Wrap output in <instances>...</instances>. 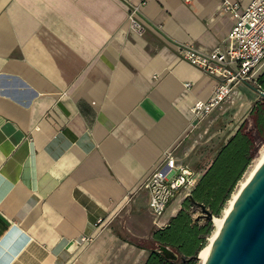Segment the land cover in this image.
<instances>
[{"label": "crops", "instance_id": "obj_1", "mask_svg": "<svg viewBox=\"0 0 264 264\" xmlns=\"http://www.w3.org/2000/svg\"><path fill=\"white\" fill-rule=\"evenodd\" d=\"M137 2L0 0V264L150 255L143 238L160 227L141 184L168 149L189 161L215 109L194 116L215 81L176 46L223 45L234 19L223 0H147L139 33Z\"/></svg>", "mask_w": 264, "mask_h": 264}, {"label": "built area", "instance_id": "obj_2", "mask_svg": "<svg viewBox=\"0 0 264 264\" xmlns=\"http://www.w3.org/2000/svg\"><path fill=\"white\" fill-rule=\"evenodd\" d=\"M147 0H139L128 11V21L136 32L144 26L137 13ZM223 9L234 19L223 45L201 49L190 42L176 46V53L201 69L215 81L210 97L192 105L196 118H203L222 102L239 92L241 84L255 80L254 72L264 67V0H250L241 6L237 1L223 0ZM189 86V83L185 84ZM185 160L178 159L173 149L166 150L141 184L148 193V208L156 227L165 223L160 217L178 196L186 199L199 181L200 172ZM83 241L89 240L81 236Z\"/></svg>", "mask_w": 264, "mask_h": 264}, {"label": "trees", "instance_id": "obj_3", "mask_svg": "<svg viewBox=\"0 0 264 264\" xmlns=\"http://www.w3.org/2000/svg\"><path fill=\"white\" fill-rule=\"evenodd\" d=\"M257 83L264 88V72L258 75ZM263 90V89H261ZM257 131L264 130V115H259L255 122ZM250 132H243L241 126L235 134L227 140L220 149L208 170L202 175L191 191L197 202L204 203L213 214L220 215L233 187L241 177L249 162L248 152L251 146ZM184 206L171 217L169 222L152 233L156 243L171 246L182 258L188 260H170L155 249H150V255L144 264H195L197 259L192 258L206 244L213 226L210 221L198 225L193 221L189 206L193 202L186 198ZM182 202V203H183Z\"/></svg>", "mask_w": 264, "mask_h": 264}, {"label": "water", "instance_id": "obj_4", "mask_svg": "<svg viewBox=\"0 0 264 264\" xmlns=\"http://www.w3.org/2000/svg\"><path fill=\"white\" fill-rule=\"evenodd\" d=\"M253 88L264 97V90ZM187 198L207 221L212 220L214 214L204 203L192 194ZM155 250L170 260L179 257L165 244L157 243ZM202 264H264V160L240 190Z\"/></svg>", "mask_w": 264, "mask_h": 264}, {"label": "rangeland", "instance_id": "obj_5", "mask_svg": "<svg viewBox=\"0 0 264 264\" xmlns=\"http://www.w3.org/2000/svg\"><path fill=\"white\" fill-rule=\"evenodd\" d=\"M253 87L264 90V88L257 83V78L253 81L251 80L248 84L240 85L238 90L239 93L233 94L229 99L222 102L205 118L204 126L200 130L201 133L197 134L196 138H193V149L188 159L190 165L199 170L200 178L208 170L223 145L235 134L240 126L243 132H250L252 143L247 156L249 157L250 155L251 159H249L241 177L235 183L232 192L235 190L239 180L242 179L253 163L260 147L264 146V130L257 131L255 127V122H257L259 115H264V97ZM180 199L181 197L178 196L172 201V204L178 206L177 204L180 203ZM184 202L186 201L184 200ZM184 202L181 208L184 206ZM188 210L191 217L194 219L193 221L197 222L198 225L208 222L195 206H189ZM164 213L160 217L161 221L164 219ZM210 222L213 226L212 220H210ZM205 239L207 243L208 238ZM143 243L149 250L157 248V243L152 238L149 239L144 237ZM170 248L173 249L171 246ZM173 250L175 251V249ZM178 256L177 260H180L181 257L179 254ZM195 264H200L199 258H197Z\"/></svg>", "mask_w": 264, "mask_h": 264}, {"label": "bare ground", "instance_id": "obj_6", "mask_svg": "<svg viewBox=\"0 0 264 264\" xmlns=\"http://www.w3.org/2000/svg\"><path fill=\"white\" fill-rule=\"evenodd\" d=\"M264 160V146L260 147L258 150V153L256 155V158L254 159L253 163L251 166L248 168L242 179L239 180L235 190L231 193L230 197L228 198L225 206L223 207L221 214L218 216H213L212 218V223L214 226V229L212 230L211 234L208 236V241L207 243L199 250L198 256L200 259V264L206 259V256L217 236V233L222 226L233 202L236 200L238 197V194L240 190L243 188V186L248 182V180L253 176L259 165L263 162Z\"/></svg>", "mask_w": 264, "mask_h": 264}]
</instances>
